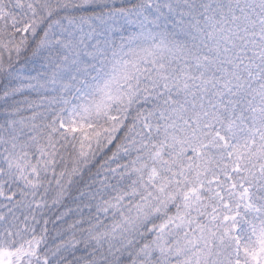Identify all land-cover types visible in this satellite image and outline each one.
Here are the masks:
<instances>
[{
  "label": "snow or ice",
  "instance_id": "1",
  "mask_svg": "<svg viewBox=\"0 0 264 264\" xmlns=\"http://www.w3.org/2000/svg\"><path fill=\"white\" fill-rule=\"evenodd\" d=\"M0 264H264V0H0Z\"/></svg>",
  "mask_w": 264,
  "mask_h": 264
}]
</instances>
